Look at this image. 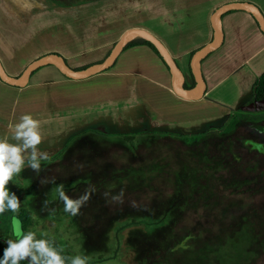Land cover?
<instances>
[{
	"label": "rangeland",
	"instance_id": "374dc122",
	"mask_svg": "<svg viewBox=\"0 0 264 264\" xmlns=\"http://www.w3.org/2000/svg\"><path fill=\"white\" fill-rule=\"evenodd\" d=\"M73 1L77 0H63L64 5H70ZM89 1L91 4V1L100 0H82L80 9H86ZM257 1L264 9V0ZM105 6L97 3L96 13L104 11ZM208 8L207 2L199 5L200 12ZM104 52L101 49L87 58L101 59ZM24 59L23 55L21 62ZM14 66H18L17 61ZM53 77L63 78L56 69H43L32 78L31 84L37 85L31 91L35 94H30L29 90L19 94L11 122L16 126L23 115L30 114L40 122V131L44 138H48L45 142L52 145L50 149H60L68 140L70 142L57 156L50 157L49 161H41L38 173L25 164L23 170L13 176L17 181L13 186L21 201L20 208L32 213L34 226L30 231L35 233V238L58 241L71 252L72 257H87V264H137L136 252L144 254L141 250L145 246L162 249L168 240L173 241V236L178 239L183 233L186 236L183 223L189 224L187 222L192 221V216L182 213L181 208L187 203L189 195L193 194V188L207 190L204 185L207 179L202 180L199 173L213 168L215 162L219 168L216 177L217 174H232L230 177L236 178L232 179L236 185L241 183L238 179L241 177L249 188L254 184L252 180L264 176V156H246L242 154L245 150H240L245 140L260 144L264 149V101L248 103L246 98L242 105L238 104L246 94L251 100L250 84L246 87L240 80L233 84L232 81H223L212 97L220 98L219 103L208 101L202 106L175 108L171 114L169 110L162 113L171 127L176 129L180 125L183 129L182 132L172 133L209 134L200 143L187 145L178 137L153 134L159 130L146 129V123L141 124L143 128L135 132L139 134L135 141L127 143L119 137L103 135L113 134L118 126L105 130L100 124H95L96 129L83 130V122H78L72 114V110L85 107L88 103L99 107L110 105L108 109H113L114 103L120 100L117 97L119 90H123L119 89V85L106 77H97L80 85L74 81L58 85ZM103 89L111 91L104 95ZM237 91L241 96L239 101ZM73 95L80 98V107L71 101ZM112 113L113 118L115 112ZM240 114L243 118L234 130L227 134L216 133ZM88 119H97L98 122L99 113ZM56 132H61L57 141L52 138ZM50 160L51 163H48ZM239 170H242L241 174ZM217 181H214L215 184ZM209 182L212 183V180ZM58 185H63L65 194L73 200L86 192L90 193L78 214L71 215L64 211V202L56 191ZM228 185L229 182L218 183L213 191L223 193ZM209 186L213 188L211 184ZM121 190L124 193L122 202L113 200L112 197L118 196ZM235 202L240 204L241 200ZM258 204H264V201L259 200ZM176 223H181L177 231ZM202 225L205 228V221ZM215 225L217 227L212 229L213 232L223 227L219 223ZM262 228H259L263 233L260 237L264 236V226ZM0 238L17 239L13 231V218L6 211L0 214Z\"/></svg>",
	"mask_w": 264,
	"mask_h": 264
},
{
	"label": "crops",
	"instance_id": "0c3cea01",
	"mask_svg": "<svg viewBox=\"0 0 264 264\" xmlns=\"http://www.w3.org/2000/svg\"><path fill=\"white\" fill-rule=\"evenodd\" d=\"M80 1L64 5L63 0H0V64L4 72L18 78L33 62L49 55L60 56L75 71L84 70L104 62L124 36L125 47L134 40L143 39L136 31L144 30L164 45L181 70L182 88L195 98L185 100L175 92L170 68L148 46L139 45L126 50L124 47L109 70L86 80L74 81L80 85L97 77H106L123 89L119 90L117 97L120 100L114 103L113 109H108L110 105L99 107L88 103L72 110L73 117L83 122V130L96 129L95 124H100L105 130L118 126L113 134L135 133L143 128L141 124L146 123L145 127L150 131L179 133L183 130L181 126L171 127L162 116L163 112L169 110L171 114L175 108L202 106L208 101L217 104L220 98L212 97L223 81H232L233 84L240 80L246 87L250 84L251 90L256 78L264 73V33L257 27L253 15L242 10L222 16L223 42L199 65L206 85L202 96L191 69L194 54L215 41L212 19L216 10L227 4L250 3L257 6L264 17V9L257 0H100L91 1V4L89 1L86 9H80ZM203 2L209 3V8L200 12L199 5ZM97 3L106 5L104 11L96 13ZM101 49L105 50L103 58H87ZM22 54L25 56L23 62ZM16 61L18 66H14ZM43 69L60 72L49 64L33 74L36 76ZM33 74L21 87H11L0 81V129L8 136L12 137L10 129L15 127L11 120L19 94L27 93V90L35 94L31 92L32 87H37L31 84ZM62 77L64 79L53 77V81L58 85L73 81ZM235 89L239 90L238 87ZM110 91L103 89L104 95ZM236 98L237 101L241 98L239 91ZM246 98L249 103L246 94L238 104L242 105ZM71 101L80 107L79 97L73 95ZM112 111L115 112L113 118ZM96 112L99 113L98 122L97 119L89 121L88 117ZM108 116L110 120H106ZM56 133L52 138L57 141L61 132ZM47 139L43 137L39 149L48 154L58 151L50 149L52 145L46 143Z\"/></svg>",
	"mask_w": 264,
	"mask_h": 264
},
{
	"label": "trees",
	"instance_id": "16d2710c",
	"mask_svg": "<svg viewBox=\"0 0 264 264\" xmlns=\"http://www.w3.org/2000/svg\"><path fill=\"white\" fill-rule=\"evenodd\" d=\"M228 13H232V11ZM139 45L148 46L163 61L155 46L144 39H137L128 43L125 50ZM163 63L165 64L164 61ZM191 79L194 82L192 75ZM185 88L190 89L187 85H185ZM251 93L252 97L249 103L264 101V73L254 81ZM241 118H243L242 114L232 119L225 127L218 129L219 131L216 133H229L236 128ZM153 134L170 138L178 137L187 145L200 143L209 135L206 132L191 135H181L172 132H154ZM103 135L106 137H119L130 143L135 141L139 134L117 133ZM241 149L245 151L243 152ZM240 150L243 155L247 154L246 156L253 154L264 156L263 147L249 140L242 141ZM229 151H231L230 148ZM216 165H218L217 162H215L213 168L199 173L202 180H204L203 178L207 179L206 184H204L207 190L193 188V194L189 195L187 203L181 208L182 213L192 216L191 218L189 217L192 221L187 222L189 224L183 223L184 228L187 230L185 231L186 236H184V233V237L182 236L179 239L173 236V241L168 240L162 249L154 250L151 246H145L141 250L144 254L141 255L136 252L135 261L137 264H264V254H260L264 252V236L260 237L263 233L259 230V228L263 229L262 226H264V204H258L259 200L264 201V176H259V179L252 180L254 184L247 188L246 186L248 185L244 183L241 177L238 178L241 183L237 185L232 180L236 178L230 177L232 174L228 176H219L217 174L216 177V172L219 171ZM241 167L243 168V166ZM239 171V174H241L242 170ZM212 172L214 173L211 174ZM210 180H212V183L209 182ZM215 180H218L216 184ZM224 182H229V185L225 186L226 191L219 194L215 193L213 190L218 186V183L222 184ZM16 183V178L13 177L9 181L7 188L10 193L15 192L17 195V190L13 186ZM210 184L213 187L211 189L209 188ZM234 185L236 186L231 188ZM237 200H241L240 204L235 202ZM222 201L232 203L225 204L221 203ZM6 212L11 218L16 217L19 220L23 233H27L34 226L32 213L28 209L19 208L16 213L7 210ZM186 215L184 217H187ZM204 221L205 228L202 225ZM217 223L222 224L221 226L223 227H221L220 231L213 232L212 229L217 227L215 225ZM180 224H174L177 227L175 231L181 226ZM9 239L12 238H0V255L3 254V249L7 247ZM50 243L65 258L66 264H71V252L58 241L54 240ZM20 264H29V262L25 259L20 261Z\"/></svg>",
	"mask_w": 264,
	"mask_h": 264
},
{
	"label": "clouds",
	"instance_id": "9594fccd",
	"mask_svg": "<svg viewBox=\"0 0 264 264\" xmlns=\"http://www.w3.org/2000/svg\"><path fill=\"white\" fill-rule=\"evenodd\" d=\"M12 132V139H0V214L6 210L16 213L21 201L15 192H9L7 185L14 175L19 174L25 164L37 173L40 171L41 161L48 160V153L41 151L38 146L42 143L43 135L40 131V122L30 114L20 118V122ZM30 150V151H29ZM56 191L64 202V211L71 215L78 214L81 206L88 200L90 193H85L78 199L69 198L63 185H58ZM94 191V189H92ZM123 190L113 200L122 202ZM107 195V193L105 194ZM13 231L17 239H9L7 247L0 255V264H20L27 259L29 264H66L65 258L46 239H36L35 233H22L20 222L13 217ZM71 264H87V257L74 256Z\"/></svg>",
	"mask_w": 264,
	"mask_h": 264
},
{
	"label": "water",
	"instance_id": "95a60500",
	"mask_svg": "<svg viewBox=\"0 0 264 264\" xmlns=\"http://www.w3.org/2000/svg\"><path fill=\"white\" fill-rule=\"evenodd\" d=\"M247 11L250 12L253 17L255 18L261 32L264 33V17L260 11V9L250 3H234V4H227L225 6H222L213 15V26L215 30V41L209 45L206 46L199 51H197L191 62V69L193 72V75L196 79L198 88L200 89L201 96L204 95L205 90H206V85L203 80V77L201 76L200 70H199V65L201 61L206 58L209 54L212 52L216 51L222 44L223 42V33L220 27V22L221 18L224 14L231 12V11ZM138 36L143 38L146 41H149L152 43L157 51L159 52V55L165 62V64L170 68L172 72V78H173V87L175 89V92L183 99L185 100H195L194 97H190L187 93L186 90L182 88L180 84V75H181V70L179 66L177 65L176 61L171 57L167 49L164 47V45L156 39L154 36L149 34L148 32L144 30H138L136 31ZM126 44V38L125 36L121 38V40L116 44L114 49L112 50L111 54L108 56V58L102 62L101 64H97L95 66H92L90 68L80 70V71H75L71 69L63 60L58 55H49V56H44L35 62H33L28 68L23 72V74L18 77V78H13L8 76L1 64H0V81L8 86L11 87H21L24 86L32 74L37 71L38 69L47 66L49 64H53L60 72L61 74L68 78L69 80L73 81H82L86 80L92 77H95L99 74H102L109 70L115 63L116 59L118 56L121 54L123 51L124 47Z\"/></svg>",
	"mask_w": 264,
	"mask_h": 264
},
{
	"label": "flooded vegetation",
	"instance_id": "af4514ba",
	"mask_svg": "<svg viewBox=\"0 0 264 264\" xmlns=\"http://www.w3.org/2000/svg\"><path fill=\"white\" fill-rule=\"evenodd\" d=\"M9 137V138H8ZM0 139H6V140H8V141H10V142H13V143H16V141H13V139H12V137L11 136H8V135H6L5 134V132L4 131H2V129H0ZM69 140H68V142L61 148V149H59L58 151H55V152H52L51 154H48V157L50 158V157H53L54 155L55 156H57L59 153H61V151H63L66 147H67V145L69 144ZM39 147H41V146H38V148ZM63 149V150H62ZM30 151V150H29ZM62 156V155H61ZM49 158H48V160H46V161H49ZM48 163H51V160H50V162H48Z\"/></svg>",
	"mask_w": 264,
	"mask_h": 264
}]
</instances>
